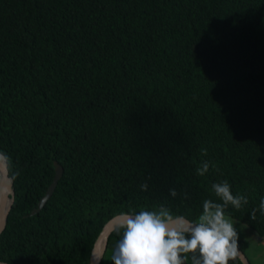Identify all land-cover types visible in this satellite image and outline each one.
I'll list each match as a JSON object with an SVG mask.
<instances>
[{
    "label": "trees",
    "instance_id": "obj_1",
    "mask_svg": "<svg viewBox=\"0 0 264 264\" xmlns=\"http://www.w3.org/2000/svg\"><path fill=\"white\" fill-rule=\"evenodd\" d=\"M0 153V262L90 264L111 218L194 220L223 180L248 198L226 214L264 239V0H0Z\"/></svg>",
    "mask_w": 264,
    "mask_h": 264
},
{
    "label": "clouds",
    "instance_id": "obj_2",
    "mask_svg": "<svg viewBox=\"0 0 264 264\" xmlns=\"http://www.w3.org/2000/svg\"><path fill=\"white\" fill-rule=\"evenodd\" d=\"M206 149L201 152L206 154ZM0 153V159H6ZM209 161L202 162L196 169L198 176L209 170ZM148 189L147 183L140 185ZM214 195L220 202L205 199L201 213L193 220L185 215L173 214L166 206L158 209L140 210L122 214L115 224L120 234L111 253L112 264H230L241 255L238 246L236 222L226 214L231 205L239 210L248 203V198L239 193L233 194L227 180L211 185ZM175 198L176 189H169ZM187 198V193H184ZM264 215V198L259 203ZM257 209L250 213L255 220Z\"/></svg>",
    "mask_w": 264,
    "mask_h": 264
},
{
    "label": "water",
    "instance_id": "obj_3",
    "mask_svg": "<svg viewBox=\"0 0 264 264\" xmlns=\"http://www.w3.org/2000/svg\"><path fill=\"white\" fill-rule=\"evenodd\" d=\"M8 161L7 159H0V235L4 231L6 227L7 217L9 214V210L14 200V189L12 187V180L9 177V169H8ZM54 177L52 179L51 184L48 186L45 194L39 200L37 206L31 210L30 216H35L39 213V211L46 204L48 199L51 197L55 187L57 186L59 180L62 177L63 169L57 163L54 162ZM9 187L10 189V197L7 206L4 204V190ZM117 215L106 222L104 225L93 250V254L91 257L90 264H109L110 262V237L115 232V224L116 221L121 216ZM241 255L239 259L243 264H250L247 257L240 249ZM0 264H7L4 262H0Z\"/></svg>",
    "mask_w": 264,
    "mask_h": 264
},
{
    "label": "rangeland",
    "instance_id": "obj_4",
    "mask_svg": "<svg viewBox=\"0 0 264 264\" xmlns=\"http://www.w3.org/2000/svg\"><path fill=\"white\" fill-rule=\"evenodd\" d=\"M238 232V243L250 264H264V239L244 224L233 220Z\"/></svg>",
    "mask_w": 264,
    "mask_h": 264
},
{
    "label": "bare ground",
    "instance_id": "obj_5",
    "mask_svg": "<svg viewBox=\"0 0 264 264\" xmlns=\"http://www.w3.org/2000/svg\"><path fill=\"white\" fill-rule=\"evenodd\" d=\"M9 197H10V189L9 187L5 188L4 190V204L7 206L9 202Z\"/></svg>",
    "mask_w": 264,
    "mask_h": 264
}]
</instances>
